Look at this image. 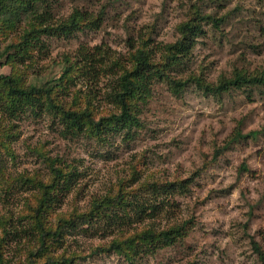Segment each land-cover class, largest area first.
<instances>
[{"label": "rangeland", "instance_id": "1", "mask_svg": "<svg viewBox=\"0 0 264 264\" xmlns=\"http://www.w3.org/2000/svg\"><path fill=\"white\" fill-rule=\"evenodd\" d=\"M37 5L53 26L76 9L92 23L68 34L43 33L15 75L27 84H57L66 58L75 60L83 48L94 60L78 76L73 73L69 92L81 96L82 105L91 95L96 119L118 109L111 95L122 69L115 62L130 66V55L147 42L159 63L166 44L180 38L181 23L201 16L202 29L188 55L155 76L150 95L136 106L138 124H119L98 137L68 129L58 113L39 107L13 116L0 112V138L3 129L8 132L0 139V264H30L36 230L28 214L41 195L40 184H51L53 168L60 167L65 174L55 179L57 188L47 202L48 224L73 209H90L94 199L107 194H134L146 205L158 202L154 215L147 210L128 228L110 229L100 217L92 224L79 222L64 245L51 251L79 254L73 264H264L252 244L254 239L264 250V86L216 93L196 81L217 85L237 70L264 71V0H48ZM26 24L18 23V31L3 36L0 46ZM5 61L4 56L0 72L9 73ZM173 79L185 83L175 89ZM237 132L243 136L236 139ZM184 179L185 189L144 185ZM127 209L132 214V207ZM184 221L186 234L176 243L141 251L133 259L114 250L94 252L144 225L163 229Z\"/></svg>", "mask_w": 264, "mask_h": 264}, {"label": "trees", "instance_id": "2", "mask_svg": "<svg viewBox=\"0 0 264 264\" xmlns=\"http://www.w3.org/2000/svg\"><path fill=\"white\" fill-rule=\"evenodd\" d=\"M48 0H0V39L3 36L8 37L9 34L18 31V23L26 20V26L21 25L22 32L11 38L4 47L0 46V62L5 56V65L11 67L10 72H0V112L7 116H13L24 112L28 108H37L50 110L58 113L67 124V128L73 131H86L89 134L101 136L103 131L111 129L121 124L123 127H130L138 124L136 115V106L140 100L146 99L151 92V83L155 76L160 75L162 67L169 66L174 62L185 57L189 53L192 41L201 27L197 19L193 17L179 25L181 33L180 38L165 46L166 53L164 59L159 63L152 59L151 49L147 47V42L143 46L137 48L130 55V66H125L123 62H115L122 69L116 83L115 90L112 93L111 101L117 105L116 112L110 114H101L97 118V109L92 102V96L87 95L86 104L82 105V98L79 95L70 94V84L74 83L75 76L73 73H81L82 69L90 63L91 54L80 48L75 60L66 58L68 66L58 78L59 83L52 84L48 81L42 85L27 84L22 80L20 74L15 75L19 69V61H23L29 49L41 41L43 33L53 34L62 32L68 34L74 30L90 26L92 20L87 14L76 9L66 21L51 25L47 23V11H41L38 3H46ZM211 16H206V18ZM205 18V17H204ZM214 19V18H213ZM94 21V20H93ZM217 23V20H214ZM3 63V61L1 62ZM0 63V64H1ZM155 69L156 71L152 70ZM152 70V73H150ZM15 72V73H14ZM200 85H204L208 90L216 93L228 91L233 87H243L249 85L264 86V71L261 74H246L244 71H236L231 78H222L219 83L212 84L202 82L196 78ZM175 89H180L185 83L183 80H171ZM204 83V84H203ZM66 97H70L66 101ZM86 97V96H85ZM101 111V110H98ZM255 133V132H252ZM8 132L3 129L1 138H5ZM243 136L241 132H237L235 138ZM0 138V139H1ZM3 144L2 142H0ZM55 161V160H53ZM54 180L51 184H40L41 195L38 196L36 205L31 206L28 214L32 222V229L36 230L34 239L36 245L31 247L28 254L30 264H73L77 259V253L67 254L64 250L60 253L51 252L56 248H61L67 237L76 230L79 222L92 224L96 217L105 220V224L111 228L128 226L137 219H142L150 210L149 215H154L157 210L158 202L146 205L140 198H136L134 194L127 197L126 194L120 192L117 195L107 194L100 199H94L92 207L86 211L79 212L73 209L67 216L59 215L54 224H48L45 219V211L48 210L47 202L53 199V191L57 188L56 178H60L65 173L63 169L53 168ZM187 180H176L175 182L149 183L144 184L146 187H157L163 185L168 188L179 186L185 189ZM134 196V199L131 197ZM116 207V208H115ZM129 207H132V214L129 213ZM187 221L180 224H174L168 228L156 229L151 226H142V229L126 237L114 239L108 246H101L94 249V252L114 250L124 253L127 258L133 259L136 254L141 251L152 252L158 248L171 245L177 242L178 238L184 236L187 231ZM254 250L258 253L259 258L264 262V250L259 243L252 239ZM191 264V263H190Z\"/></svg>", "mask_w": 264, "mask_h": 264}]
</instances>
